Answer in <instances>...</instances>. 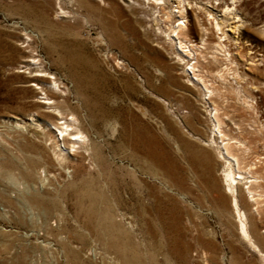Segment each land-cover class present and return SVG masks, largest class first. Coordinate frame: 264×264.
Segmentation results:
<instances>
[{
  "label": "rangeland",
  "instance_id": "1",
  "mask_svg": "<svg viewBox=\"0 0 264 264\" xmlns=\"http://www.w3.org/2000/svg\"><path fill=\"white\" fill-rule=\"evenodd\" d=\"M235 4L239 40L226 44L241 77L215 78L230 65L210 57L208 23L194 73L259 180L255 209L237 190L250 241L207 143L211 103L157 33L155 4L0 0V264H264V0ZM196 15L183 34L194 43ZM71 115L85 141L66 136L61 161L53 124Z\"/></svg>",
  "mask_w": 264,
  "mask_h": 264
},
{
  "label": "bare ground",
  "instance_id": "2",
  "mask_svg": "<svg viewBox=\"0 0 264 264\" xmlns=\"http://www.w3.org/2000/svg\"><path fill=\"white\" fill-rule=\"evenodd\" d=\"M147 3H153L155 6H152L151 9V20L154 23L155 29L158 34H161L167 43H169L174 52V59L178 64H181L182 71L187 74H191V78L189 81H194L200 88L202 93V99L210 102V108L207 110L208 118L211 125V136L210 140H207L208 144L216 147L218 151V157L223 160V166L221 169L222 182L224 186V190L226 194H230V205L231 208L237 213L239 217V233L248 241H250L249 233L245 226V214L240 209L237 195H238V187L242 185L244 188V192L246 194L247 200L253 202L252 208H256L257 200L261 196L259 193L251 187L258 184V179L251 171V167L243 168L240 164L238 154L232 152V149L240 150V140H236L234 137L227 138L225 137L222 126L223 122L220 118L219 109L217 105L210 100L211 97L214 96V88L208 83L201 74H195L194 71H198L197 62L198 56H200L201 50L206 45V35L208 33V28L206 27V23L211 26L212 33L216 38L215 42L212 44L211 49L212 54H210L213 61H216V52L221 53L224 60L228 62L230 66H222L214 73L215 78L220 81H225L226 76H230L232 82H235L234 77H241L238 72V64L236 59L234 58V54L230 52V49L227 47L228 41H233L234 44H237L239 40L235 34L237 33L239 27L241 26V17L238 15V11L236 8L237 0H230L231 5L223 4L222 7L218 9L216 2L212 3V1L206 0L205 2H201L200 0H171L173 3V7L171 10H164L163 7L156 5H163L169 2V0H146ZM201 12V18L199 15L198 25L199 32L201 36L199 38V44L194 43L192 41L186 40L184 31L188 29L187 17L189 11ZM176 17L175 21L172 20ZM164 18V22L162 21ZM229 20V21H228ZM165 25L166 27L163 28ZM163 26V27H162ZM227 32L235 33L233 35H229ZM236 54V53H235ZM237 55V54H236ZM233 66V67H231ZM255 89V88H254ZM256 90V89H255ZM237 93H240L238 87L235 88ZM241 96V101L246 106L252 107V105L248 104L247 96ZM46 98V97H44ZM251 98V97H250ZM47 99V98H46ZM252 99V98H251ZM48 100V99H47ZM248 102V103H247ZM43 104L46 102H42ZM251 103V102H250ZM54 115H60L59 111H55ZM75 118L71 115L70 118H65L60 124L61 126L54 127L57 130V137L61 141V143L57 147V157L59 160H65V154L70 155V147L65 145L66 136H72L70 140L75 142H84L85 137L82 135L80 129L75 126ZM237 141V142H236ZM206 142V141H205ZM84 144V143H82Z\"/></svg>",
  "mask_w": 264,
  "mask_h": 264
}]
</instances>
